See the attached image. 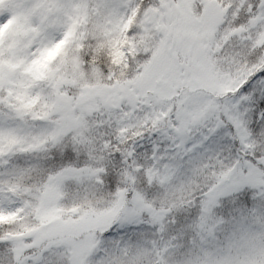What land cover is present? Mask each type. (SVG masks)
<instances>
[{"label": "rangeland", "instance_id": "obj_1", "mask_svg": "<svg viewBox=\"0 0 264 264\" xmlns=\"http://www.w3.org/2000/svg\"><path fill=\"white\" fill-rule=\"evenodd\" d=\"M129 1L0 0V70L8 62L0 77L11 99L0 95V226L12 225L0 240V264L14 263L26 247L46 239L43 252L28 264H264V207L248 215L231 212L213 227L190 217L161 243L139 227L115 228L84 245L66 236L70 225L109 224L122 207L126 187L104 194L102 175L110 163L119 166L125 183L136 182L143 171L164 186L160 205L168 210L162 213L154 202L150 207L164 216L196 202L217 206L224 194L257 184L237 158L240 150L264 151V132L250 137L249 103L233 97L223 108L238 125L234 136L220 122L214 94L236 89L264 64V0H156L130 39L133 76L107 83L98 69L86 73L79 44L89 21L107 36L119 32ZM247 2L248 12L238 20ZM200 14L208 23L204 45L199 34L185 35L190 44L197 39L192 46L200 58L173 72L194 92L180 94L170 125L151 132L172 109L169 92L149 91L154 83L168 90L173 84L163 75L172 70L166 63L161 68L157 56L161 48L172 56L183 36L181 23ZM66 134L76 155L72 176L27 182L49 145ZM143 134L133 144L134 168L124 155L118 161L123 139ZM49 220L58 224L48 229Z\"/></svg>", "mask_w": 264, "mask_h": 264}, {"label": "trees", "instance_id": "obj_2", "mask_svg": "<svg viewBox=\"0 0 264 264\" xmlns=\"http://www.w3.org/2000/svg\"><path fill=\"white\" fill-rule=\"evenodd\" d=\"M177 0H173L176 2ZM156 0H130L126 7V24L116 34L107 36L92 28V21H89L87 25L86 37L80 42L78 52L83 68L86 73H90L91 69L95 68L100 71L102 78L105 82H115L123 78L133 76V71L128 64L127 53H129L130 39L137 34V22L141 18L143 12ZM248 2L244 5L240 11L238 20H241V16H245L248 12ZM242 21V20H241ZM245 21V20H244ZM203 14H200L198 19H192L183 21L181 28L183 29V36L180 39V45L178 49L173 52L174 57L171 55H165L164 48H161V53L157 56V64L163 68V64L166 63L170 71L169 75L163 74L164 78H169L171 81L170 90L168 86L164 84L157 85L154 83L148 90L150 92H156L160 94L162 91L169 92L170 99L172 101L171 111L162 120L163 122L151 127L150 130L157 131L159 129L167 128L170 125L173 115L176 113L179 104L180 96L184 93H192L189 84L184 78L180 81V76L174 74L182 67V63L189 59V63L193 64L199 60L197 49L188 43L185 39V35L193 37L195 33L199 34L203 39L208 29V23ZM206 24V25H204ZM198 35V36H199ZM202 45V46H203ZM172 48V45H171ZM198 48V47H197ZM199 47V54L200 49ZM174 49V48H173ZM140 57H144L143 53H138ZM2 58V57H0ZM2 64V70H6L8 62L4 61ZM7 63V64H5ZM164 69V68H163ZM0 70V75L3 71ZM178 72H180L178 70ZM0 77V95L3 99L11 100L10 87H6L3 79ZM181 84V86H180ZM197 90V89H196ZM181 94V95H180ZM215 98L220 101L218 114L220 122L226 124L234 136L238 137V125L232 119H230L224 107L226 100L233 97L246 98L250 106V124L248 126V132L252 139H257L262 132H264V64L260 66L255 73L236 89L228 90L223 95L214 94ZM13 100V99H12ZM164 123V124H163ZM148 130L146 132H148ZM142 136L134 137L128 135L121 143L124 147V152H118V161H127L131 168H134V153L137 149L134 143L138 142ZM238 139V138H237ZM75 150L72 146L71 137L66 134L58 142L51 143L49 145L47 153L40 157L39 164L27 177V182L37 183L42 181H55L59 179H65L72 176V169L76 162ZM238 166L242 168L244 173H251L257 178V184H243L240 189L235 192H228L224 194L219 200L217 206H205L200 203H194L191 207L181 212L170 213L168 216L163 214L158 215L156 210L150 209L152 202L155 203L154 207L157 210L165 213L168 209H163L160 205L161 199L165 197V187L151 182L143 171H139L137 174L136 182L129 180L125 183L120 177L119 166L116 163H110L106 172L102 175L105 184L103 190L105 195H111L115 189L125 188V200L122 207L116 212L115 217L112 218L109 224L104 226H96L95 228H88L86 226L77 225L73 227L70 225L69 231L65 234L67 237L72 238L73 243L83 244L89 243L92 236H108L116 229H128L139 227V232H142L144 236H154V238L161 243L164 237L177 234L176 230H179L190 217H202L205 219L206 225L213 227L227 217L231 212H240L241 215H248L252 211L264 207V151L257 150L256 152L240 150L238 152ZM145 197L143 201L141 195ZM147 197H146V196ZM45 224H58L52 220L47 221ZM42 221L37 220V226L40 227ZM12 225L3 224L0 226V240L6 234H9ZM135 234L132 236L134 237ZM47 240V239H46ZM46 240L36 243L35 245L28 246L24 249L21 256L15 260L12 264H28L33 262L36 256H40L43 252V248ZM79 263V261H78Z\"/></svg>", "mask_w": 264, "mask_h": 264}]
</instances>
